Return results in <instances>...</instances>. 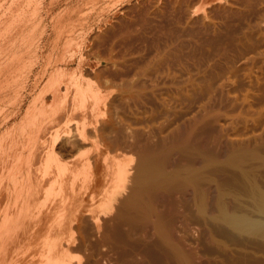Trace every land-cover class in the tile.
I'll return each instance as SVG.
<instances>
[{
	"label": "rangeland",
	"instance_id": "374dc122",
	"mask_svg": "<svg viewBox=\"0 0 264 264\" xmlns=\"http://www.w3.org/2000/svg\"><path fill=\"white\" fill-rule=\"evenodd\" d=\"M257 1L179 0L178 4V0H0V16L9 20L3 19L8 25L3 27L1 23L0 28L11 29L9 32V28H2L0 35H11L13 30L16 33L19 20L25 19L48 34L41 44L45 50L30 58L29 63L38 56L46 61L55 51V56L61 53L66 57L75 51L74 57L68 59L69 71L77 69L81 61L82 67L92 70L90 75L95 81L94 76L101 73L99 78L121 73L135 75L137 84L133 77L123 78L128 85L133 79L131 87L139 92V99L134 101L124 95L123 88L118 89L116 96L120 98L112 105L116 106L112 112L117 111L116 115L112 113L114 119L109 115L103 118L114 121L113 126L109 121L111 126H106L112 134H101L104 146H99L101 141L97 143L89 131L93 137L91 133L88 136L96 141L88 138L83 143L87 157L94 156L98 146L102 149L104 161H100L99 168L102 171L109 166V175L119 166L113 165L118 159L124 160L125 163L120 160L124 165L127 163L126 179L118 180L119 186L115 179L108 182H112V188L115 185L107 194L115 198L111 205L104 202L105 193H93L92 183L88 184L85 178L83 195L85 185H77H83L80 179L84 176L80 174L79 178L80 170L74 169L77 178L72 176L75 172L70 175L79 182L69 179L75 186L69 183L73 191L67 186V193L72 197L71 192L78 187L80 193L74 195L80 194L79 201L87 202L78 204L77 197L74 204L68 200L69 195L62 201L55 196L64 205L59 207L61 212L65 207L63 199L68 200L64 202L67 207L71 203L69 209L64 208L63 215L58 213L62 220L56 221L59 215L52 212L57 207L54 205L60 204L50 198L53 195L47 200L44 195L39 196V203L47 201L40 206L36 205L38 201L36 206L31 202L35 208L42 206L38 210L29 204L33 210L29 211V200L25 205L23 198H18L14 205L9 195L15 182L8 178H0L1 217L9 213L13 217L9 223L12 228L36 232L41 243L44 235L60 234L52 238H63L60 244L70 256L62 260L71 264H264V231L242 232L224 219L225 214L234 213L255 216L258 200L264 197V0ZM191 9H196V13L190 20L186 11ZM30 13L32 18H28ZM4 33L3 36L7 34ZM66 43L72 47L68 48ZM114 61L117 64L112 67ZM121 84L118 83L119 87ZM36 97L37 94L27 99L26 109ZM18 119L15 125L22 121L21 116ZM16 131L0 137L1 164L17 152L14 144L20 135ZM45 134L39 132L38 137ZM41 140L37 142L40 144ZM99 172L96 169L92 177ZM107 187L110 189V184ZM51 226L53 233L46 232Z\"/></svg>",
	"mask_w": 264,
	"mask_h": 264
},
{
	"label": "bare ground",
	"instance_id": "6f19581e",
	"mask_svg": "<svg viewBox=\"0 0 264 264\" xmlns=\"http://www.w3.org/2000/svg\"><path fill=\"white\" fill-rule=\"evenodd\" d=\"M258 1H260V0H258ZM197 2H198V0H197ZM252 2H253V0H252ZM180 3H181V1H180ZM178 4H179V0H178ZM182 4H183V2H182ZM262 4L264 5V3H262ZM14 7H17V5H14ZM246 7H247V5H246ZM259 7H261V6H259ZM13 8H12V10H13ZM187 8H189V7H187ZM25 9H27V8H25ZM12 10H11V12L14 14L13 11H15V10H13V11ZM195 10L196 9H194V11H192V9H191V11H189V10L186 11L188 13V17L190 18V20L194 17V15L196 13ZM6 11H8V9H6ZM251 11H253V10H251ZM35 12H36V10L32 13L36 16ZM256 12H257V10H256ZM8 13L10 14V12H8ZM25 15H26V13H25ZM4 16L2 14V17H4ZM30 16H31V13L29 14L28 18H32V16L31 17ZM10 17H11V15H10ZM207 17H208V15H207ZM207 17H205V18H207ZM0 18H1V16H0ZM5 18H7V17H5ZM3 19L1 18L2 21H3ZM4 20L6 21L7 19H4ZM16 20H17V18H16ZM25 20H19V23L17 24V26L15 25L16 26V29H15L16 33H14L15 31L12 29L13 32H11L12 34L10 35L9 32L11 29L8 27L9 32L8 33L5 32L7 34L4 36L2 35L4 32L1 33V35L3 37H2V39L0 38L1 39L0 40V132L2 134L0 137L2 138L7 133H10V132L15 131V130H18V131H16V133H18L20 135L19 141L17 140L18 142H16V140H15L16 144H14V145H17L16 147H18L17 152L12 153V154L10 153L11 157L8 155L9 153L7 152L8 153L7 155L9 156V157L7 156L8 160L6 159V161H4L5 159L3 158L4 160H2V161L4 163L3 164L0 163L1 164L0 165V178H3V179L8 178L9 180L15 182L14 185L12 184L13 188L10 190L11 194L9 196L12 197L11 200H13V202L12 201L11 202L15 205V203L18 201V198L19 199L23 198V201L25 202L24 204L26 205L27 200H29V203L27 205L28 206L27 209L30 211L32 209L36 210L37 207L35 208V206L38 204L43 205L42 201H44V203L47 202L45 200H47L48 196H50V195H53V197L50 196V198H54L55 196L56 197L60 196L61 201H62V198H65V197L68 198L67 196L69 195V193H67V191H68L67 186L70 185L69 184V183H71L70 181L75 180L74 182H79V181H77V179L73 180V178L71 177L73 172H75V174H76V175L74 174L75 176L72 175L73 177L77 178L78 174H79V178H81L80 174L84 176L82 179H80V180H82L81 183H83V185H81V184L77 185L78 183L76 184L79 187L80 186L82 187L85 185V190L80 188L81 189L80 191L84 190V192H82V194L86 193V185L87 184H84V183L86 182V180H88L87 181L88 184L92 183V185L94 187L93 193L94 192H96V194L105 193L107 195L108 193H110L108 190L113 191L115 189V185L113 184L114 188H112V185H111L112 182L114 181V179H115V181L116 180L118 181V180L124 179V178L126 179V175H129L128 174L129 171L126 168L127 163L124 165L125 162H124V160H121V159H118L119 162L118 161H117V163L114 162V164L112 162H110L114 165V167L117 164H119L118 167L117 166L115 167V169H116L115 171L110 172V175L108 174L109 169H111V168L108 169L109 166L107 168L106 167L103 168L105 164L103 166H101V169L102 168L104 170L107 169V171H106L107 174H105L106 172L104 170H102V171H104V173H102V171L99 168L100 161H102L104 159L103 158L104 152L99 147V146L103 145L102 144L103 142L100 140V135L105 133L106 131L108 133L107 127H109V126H107V125L109 122L112 121V120H110V121L108 120L109 121L108 122L106 119H103V118H105L106 115L107 116L109 115L110 118L112 117V113L115 111L114 110L112 112V108L114 107L112 105H113V103L115 105V101L119 100V99H117V97L120 98V96H116L117 92H119L118 89L123 88L121 91L123 93H125L124 95L128 94L130 96V98L132 97L133 100L138 98L139 92L137 93V91L133 90V88L131 87L132 83H133L132 80L134 78L136 79V77H135V75H134V77L132 76L133 79L131 80V83L128 81L130 83L129 84L131 87V89H130L128 83H126V81H124L123 76H125V78L127 80V77H129L130 79L132 78V77H130L131 75L127 76L126 74L122 75L124 73H121L120 75L115 74L113 76L112 75L111 76H104L103 75L102 78H99L102 75V73H101V75L98 77L94 76V78H97L96 79L97 81H95L92 78L93 76L90 75V74H92V73H90V72H92V70L89 72L84 67H82L81 66L82 63L80 64L81 61L79 62L77 69H75V70L71 69V71H69V69H70L69 66L71 65V63L69 61H71V60L68 61V59L71 58L72 55L74 57L75 51L73 53V50L71 52L73 54L70 55L71 57H66L63 54L60 55L61 53L59 55L55 56L54 55V53L56 52L55 51L52 54V56L49 57L46 61H45V59L42 60L41 59L42 57L39 58V56H38V58H36V59L34 58L35 61L34 62L32 61L33 62L32 64L29 63L30 58H32L35 54L43 53V51L45 50L44 48H42L43 46L41 44L45 41L47 32L45 34L44 30L40 31L37 28V24H34L36 27L33 25H30L31 23H29V21H28L29 19H27V22L29 23V25H28ZM203 20H204V18H203ZM5 21H3V22L0 21V24L3 23V25H2L3 27H5L4 26L5 24L8 25V23L4 24ZM7 21H9V20H7ZM10 21L13 23L14 20H10ZM186 21H187V19H186ZM204 21H206V19ZM39 22H41V21H39ZM2 26L0 28V32H2L1 31V29L3 28ZM8 28H5V30L3 28V30L6 31V29H8ZM46 29H48V28H45V30ZM57 29H59V28H56V30ZM13 33H14V35H13ZM1 35H0V37H1ZM67 44L68 43H66L65 46H68V48L72 47L70 43H69V45H67ZM65 46H62L63 49L67 48ZM58 48H59V46H58ZM55 49H57V48H55ZM74 50H76V49H74ZM63 51H62V53H63ZM70 51H71V49H70ZM66 52H68V49ZM71 53H69V54H71ZM155 54H157V53H155ZM112 59L113 58H111V60ZM168 60H170V59H168ZM184 62H186V61H184ZM115 64H117V63H115V61H114L113 66H112V64H111V66L114 67ZM150 65H151V63H150ZM120 66L122 68V65H120ZM87 67H89V66H87ZM106 67L108 69V66H106ZM153 67H155V66H153ZM100 71H101V69H100ZM116 71H114V72L115 73L120 72V70H119V72H116ZM121 71L123 72L122 69H121ZM107 73H109V72L107 71ZM130 74L133 75V73H130ZM135 79H134V81H135ZM251 80H253V79H251ZM136 81H135V83L137 84L138 82H136ZM118 83H122L120 85V87H119ZM135 83H134V85H136ZM186 83H187V81H186ZM125 84L128 86H126ZM125 86L128 88L124 89ZM133 87L135 89V86H133ZM195 87L197 88V85ZM192 90H193V87H192ZM193 92H194V90H193ZM36 94H37V97L35 99H33L30 106L26 109L25 103H26L27 99L36 95ZM124 97H126V96H124ZM127 98H125V99H127ZM130 98H128V99H130ZM47 99H50V102ZM123 100L120 99V101H123ZM116 104H118V102ZM68 105H70V106H68ZM115 107H114V109H115ZM116 112H114L113 114H115ZM22 114H24V115L22 116ZM20 116L22 117V121H20L19 125H15L16 122H18L17 119ZM107 118H109V117H107ZM115 118H117V116ZM118 118H119V116H118ZM111 119H114V118L112 117ZM120 120H122V119H120ZM113 122H111V124ZM115 122H118V120ZM111 124H110V126H111ZM127 125H129V124H127ZM112 126H113V124H112ZM105 127H106V129H105ZM114 127H115V123H114ZM112 128L113 127H111L110 129H112ZM48 131H49V134H48ZM89 131H92L93 136L95 138H97V143L99 142L98 140H100L101 142H99V146L95 152V155L89 156L90 155V153H89V155H88L89 157H87L86 153L84 152L85 150H83L82 148L85 147V146H83V143H85L88 138L93 137L92 133L90 132L91 133L90 134ZM111 131L108 133L109 135L112 134ZM39 132H42V133L44 132L47 135L45 134L44 136H42V138H41V136L38 137ZM114 132H117V130ZM88 133L91 135L90 137L88 136L89 135ZM107 133H105V134L108 136ZM103 137H105V136H103ZM39 138H41L42 140ZM91 138L88 140L92 141L95 139V138L94 139H91ZM14 139H16V138H14ZM37 140L38 141L41 140L42 142L39 144V142H37ZM102 140H103V138H102ZM94 141H96V140H94ZM6 142H8V141H6ZM0 143H1V141H0ZM37 143L39 145H37ZM87 143H88V141H87ZM95 144H96V142H95ZM6 145L8 146V144H6ZM108 146L110 147V145H108ZM106 148H108V147H106ZM10 150H13V149H10ZM89 151H90V149H89ZM92 151H93V149H92ZM112 157L113 156L111 155V158ZM115 159L117 160V157ZM120 160L123 161L124 163L121 162ZM105 161H106V159H105ZM101 163H104V162H101ZM120 163H122V164H120ZM107 165H109V163ZM92 166H93V169L95 171H96V169L98 170V172L101 171L93 177H92V173H95V171L93 170L94 172H91ZM74 169L80 170L79 173L76 171H73ZM82 172H84L85 174ZM69 176H70V178H69ZM108 176H110V177H108ZM100 177L102 178V180H104L103 181L104 183L99 180ZM90 178H91V180H89ZM69 179H71V180L68 181ZM83 179L85 180V182ZM105 180L107 182H105ZM17 181H19V182H17ZM89 181H91V182H89ZM110 181H112V182L108 183ZM72 183H71V185L75 186V183L74 184H72ZM118 183H119V181L117 182V185H118ZM109 184L111 187L110 189H109V187H107V185L109 186ZM119 184H121V183H119ZM72 186H69V188L71 189L70 191H73L71 188ZM118 186H116V188H118ZM93 187H91V188H93ZM76 188L78 189V187H76ZM87 188L89 189L90 186L89 187L87 186ZM100 188H101V190H100ZM30 189H33L34 191L33 190L30 191ZM77 189H74V190H76V192L78 193L79 189L78 190ZM88 189H87V191H89ZM116 190H118V189H116ZM116 190H115V192H116ZM25 191H26V193H25ZM74 192H71V194H73V196L71 197V195H69L70 197L68 198V200L74 201L73 199L77 198L78 195L80 197V194L74 195L76 193V192L75 193ZM97 192H99V193H97ZM88 193H92V191L88 192ZM24 194L25 195L27 194L26 196L28 199L24 196ZM43 195H44L45 200H42L41 203H39L40 201L38 200V198L43 197ZM93 195L91 196L92 199H93ZM99 195H96V196L98 197ZM108 195L106 197H109ZM119 195H120V193H119ZM45 197H47V198H45ZM60 197H57V198L60 199ZM79 197L77 198L78 201H79ZM86 197H87V195H86ZM99 197H101V196H99ZM106 197H105V199L107 201L106 200L104 201V202H106V204L108 203L111 205V203H112L111 201L115 200V198L112 197V195H111L108 198L109 199V202H108V199ZM24 198H26V200ZM29 198L31 199V201ZM57 198H54V199H56L58 201V203H60V204L59 205L55 204L54 207L57 206L58 208L56 207L54 209V207H53L54 210L52 212L53 213L56 212L57 215H59V214L63 215L64 211L66 210L64 208L67 207L66 206L67 204L64 202H67L68 200L66 199L67 201H64V199H63V204H65V207L62 209V212H61L60 208H62V207H60V205H62V202L59 201V199H57ZM260 198H262V197H260ZM262 199L263 200H258L259 202L257 201L258 202L257 203V211H256L257 213L255 214V216H252V215H249L246 213H234V214H230V215L225 214L227 216L224 217V219H227L226 221H228L232 225L231 227H234L235 229L242 231V232L257 233L258 231H260V232L264 231V197ZM103 200H104V198H103ZM23 201H22V203H23ZM75 201H76V199H75ZM75 201L71 202V203L75 204ZM78 201H76V202H78ZM81 201L87 202L86 199L81 200ZM81 201H79L78 204L82 203ZM31 202L34 205L36 204V202H37V204L34 206L33 204H31ZM71 203L69 204V202H68L67 209H69V207H71V206H69V205H71ZM29 204L32 205V207H33L32 209H31V206H29ZM74 204H72V206ZM40 205H38V206H40ZM62 206H64V205H62ZM75 206H77V205H74V208H77ZM255 206H256V203H255ZM14 207H16V206H14ZM41 207H38V208L40 209ZM78 207L80 208V206H78ZM23 208H25V206ZM38 208H37V210H38ZM56 209L57 210L60 209V211L58 210V212H57ZM24 210L25 209H23V211ZM28 210H27V212H29ZM82 210H84V209H82ZM27 215H26V217L32 216V215L31 216L30 215L27 216ZM61 215H59V217L56 221L63 219V218H61ZM225 215H223V216H225ZM97 217H95L96 218L95 221H97ZM12 220H13V217L9 213L3 217H1V214H0V264H71L70 261H63L62 260L63 258L68 259V257L70 256L68 254H70V253L64 252L65 250H64L63 246H61L62 243L60 244V241H62V239H63V238L61 239V237H59L60 234H57V235H59L58 236V238H60L59 240L57 239V237L52 238L53 236L54 237L57 236L56 233H54L53 236H51L50 234H48L47 236L44 235V239H43V236L41 237L43 240V242L41 243V241L38 240L39 235H37L36 232H34V231L32 232V230L26 231V229H24V230L20 229L21 227L19 229L12 228L11 225L9 224ZM52 221L54 222V220H52ZM53 222H51V223H53ZM56 225L54 227H56ZM60 226H62V225H60ZM63 226H66V225H63ZM22 227L24 228V226H22ZM52 227L53 226L50 227L51 229L46 228L47 229L46 232L51 230V233H53L54 230L52 229ZM16 228H18V226ZM57 228H59V227L57 226L55 228L56 231L58 230ZM66 228H69L68 225ZM43 232H45V230ZM40 234H42V233L40 232ZM45 234H47V233H45ZM61 235H62V233H61ZM53 239L54 240L57 239L59 244H58V242L56 243L57 240L54 241ZM70 240H71V238H70ZM68 246H70V245H68ZM62 248H63V250H62Z\"/></svg>",
	"mask_w": 264,
	"mask_h": 264
}]
</instances>
